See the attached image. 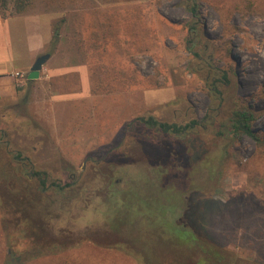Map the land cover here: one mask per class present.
I'll return each mask as SVG.
<instances>
[{
	"label": "rangeland",
	"instance_id": "1",
	"mask_svg": "<svg viewBox=\"0 0 264 264\" xmlns=\"http://www.w3.org/2000/svg\"><path fill=\"white\" fill-rule=\"evenodd\" d=\"M84 1L86 9L111 11L119 20V45L108 46L112 55L105 63L94 58L92 65H114L125 72L113 93L94 95L93 99L87 93L89 83L93 84L89 64L76 46L80 28L76 10L50 9L38 1L30 11L17 14L11 3L0 4V129L7 131L10 149L25 153L36 170L45 171L54 182L59 179L61 185L69 183V173L81 176L77 186L68 188L74 200H66L67 205L60 200L55 204L61 214L54 221V229L45 231L42 241L50 248L40 249L36 255L31 254L35 245L20 226L5 228L0 209V264H139L144 256L185 261L189 257L186 250L160 243L148 231L171 230V221L168 224L156 214L164 208H178L176 215L195 211L190 221L197 218L204 241L212 242L219 254L214 264H264V157L249 137H234L227 132L232 111L245 106L256 117L255 132L264 139V0H257L261 11L245 18L234 13L228 19L212 7L215 0H195L197 18L188 12L190 0ZM221 1L231 7L238 0ZM53 15L51 35L59 27V39L55 42L51 38L46 47L38 49L40 41L50 36L48 24ZM133 32L144 36L147 51L134 53ZM216 49L229 53L228 62L213 54ZM47 53L50 58L43 72L48 70V77L42 73L36 82L28 81L22 71ZM130 69L140 78L155 79L158 85L145 88L132 83ZM15 70L23 73L22 79L11 77ZM79 84L80 92L76 90ZM82 98L87 104L94 103V107H87L94 111L91 122V114L82 111L84 102H77ZM60 105L65 107L64 113L58 112ZM149 117L178 125L197 121L186 140L189 161L201 165L218 151L223 158L221 175L210 183V169L195 174L178 170L181 179L191 181L181 200L177 191L160 190V176L147 159L111 168V174L102 172L103 164L112 157L108 151L122 139L125 127ZM75 120L85 133L67 132V121ZM1 156L0 151V161ZM133 186L154 207L147 212L146 222L144 215L137 213L145 207L137 208L136 204L132 211L114 208L121 200L131 201L128 194L121 193L131 192ZM192 193L198 194L190 197ZM104 212L106 217L114 213L122 216L128 226L139 216L140 221L131 227L141 229L134 232L133 241L140 251L125 246L124 252L112 246L115 235L106 231ZM158 245L166 247L163 250Z\"/></svg>",
	"mask_w": 264,
	"mask_h": 264
},
{
	"label": "trees",
	"instance_id": "2",
	"mask_svg": "<svg viewBox=\"0 0 264 264\" xmlns=\"http://www.w3.org/2000/svg\"><path fill=\"white\" fill-rule=\"evenodd\" d=\"M38 1L43 2L50 9L65 11L73 7L76 10L77 15L75 20L80 27L77 29L79 37L76 40V46L89 64L88 66L93 77L91 92L94 95L113 93L118 88L117 84H121L124 78V70L117 69L114 65L108 66L107 64H102L96 68L92 65V61L94 58H98L105 63L107 56L112 55V52L108 50V46L111 44L119 45L120 29L116 14L111 11L86 9L87 2L84 0H0V4L5 6L7 3H11L15 13L22 14L33 9ZM257 2V0H238L231 7L229 5L225 6L226 4L221 0L212 1L211 4L215 11L220 15L226 14L225 18L228 19L234 13H240L242 18H245L250 13L261 11L260 8L258 9ZM190 4L188 12L192 18H197L199 16L197 3L195 0H190ZM64 21L65 19L63 18L61 22ZM225 26L228 30L230 29L227 23ZM132 35L133 39L131 43L134 53L139 54L147 51L148 45L144 40V36L139 32H133ZM52 38L55 42L59 39V27L54 28ZM213 54L226 62H228V58L230 57L228 52L225 54L218 49ZM128 78L132 83L144 86L145 88H152L158 85L155 79L140 78L134 69L129 70ZM223 78L228 82L226 75H223ZM231 115L227 132L234 137H249L259 146L260 150L258 153L264 157V151L261 150L264 148V139L261 137V133L255 132L253 126L256 120L255 115L245 106L236 107ZM196 123L197 121H192L188 125L161 123L153 117H149L146 120L140 118L132 125L128 124L124 129L122 139L108 151V154L112 156L110 159H113V161L110 160L106 164H103L102 172L111 174V168H124V166H131L140 160L147 159V163L153 169V172L160 176V190L177 191L181 195L182 200L183 194L188 188L187 183L189 184L191 181H189L190 179H181V174L177 173L178 170L188 173H192L193 171L194 173L196 171L199 172L200 169L206 171L210 169L209 172L207 171L210 183L213 182L215 176L221 175L222 171L221 161L223 158L222 155L219 157L218 151L209 156L211 158L204 159L201 165L189 161L191 155L188 153L190 148L186 140L191 136V129ZM200 147H204V144ZM200 147L198 148L199 150ZM194 149L195 154L193 156H196L197 148ZM13 157L16 160H22L21 153ZM1 158L0 209L3 214V225L6 229L20 226L21 230L25 231V237L35 245L31 254L36 255L40 249L50 248L49 245L42 243L43 234L46 230L50 231L54 229V221L58 220L61 214L59 208L54 207L61 199L60 194L62 192L59 185L55 182H51L50 186L57 190L54 192L49 190L50 187H48L47 181L45 178H42V175H45L44 172L39 173L35 171L34 177L39 176V178L32 182L28 178L23 177L17 171V168L12 165V160H6L7 157L3 153ZM130 188L131 192H123L121 194H128L131 201L126 203L121 200L122 203L117 204L118 206L114 205V208H122V211H132L131 209H134L136 204H138L137 208L145 207V211H137V213H140V215L142 213L146 222L147 212L154 211V207L151 201H146L142 194L137 193L138 189H135L134 186ZM197 194L192 193L190 197H194ZM68 196L69 200H74L75 198L71 194ZM27 207H30V210H27ZM177 209L167 210L164 208L161 212L158 211L159 213H156L163 220H166L168 224L171 221V230L167 228H152L148 231H152L160 243H166L169 247L176 250H186L189 257L185 261L179 262L169 259L165 260L162 257L158 260L153 258V260L152 257L144 256L139 264H186L189 261H195V264H208V262L214 264L216 261L213 260L219 258V254L215 250L216 246L212 242L204 241L206 237L196 224L197 218L194 222L190 221V216L195 211L187 210L182 214L176 215ZM103 214L106 231L111 235H115V244L112 246L124 252L127 251L125 250V246L127 249L140 251V246L135 245L133 241H135L134 232H140L141 229L136 230L135 227H131L135 222L140 221L138 219L139 216L136 217L134 224L128 226L126 220L120 215L119 218L116 213L112 214V217H106L105 212ZM110 222H112L111 226L108 225ZM189 227L193 231L189 230ZM117 236L120 239L116 240ZM158 246L163 250L166 247ZM11 254L14 255V253ZM57 264L74 263L71 261H58Z\"/></svg>",
	"mask_w": 264,
	"mask_h": 264
},
{
	"label": "flooded vegetation",
	"instance_id": "3",
	"mask_svg": "<svg viewBox=\"0 0 264 264\" xmlns=\"http://www.w3.org/2000/svg\"><path fill=\"white\" fill-rule=\"evenodd\" d=\"M10 143H11L10 140L7 139V131L4 129H0V151H1V153H3L5 155V157H7L6 160L11 159L12 160L11 163H12V165H14L17 168V171H19L23 177L28 178L32 182L36 181L35 179L39 178V176L34 177L33 174L35 173V171L39 172V173L44 172L45 175H42V178H45V180L47 181V185H48V187H50L49 190L51 192L56 191L57 189L51 188V186H50L51 182H54V181L48 177V174L45 171L36 170L34 165L31 163V160H29V157L25 153H23L22 151L10 149ZM32 149H34V148H32ZM18 153H21L22 160H16L13 157L14 155H16ZM100 157H102V156L100 155ZM100 157L98 159H100ZM90 159L93 160V158H90ZM111 160L113 161V159H111ZM93 168H94V164H93ZM93 176H94V174H93ZM80 177H81L80 175L69 173V175H67V177H66L69 180V183H65V184L61 185V184L57 183L58 181H60L59 179L57 180V182H55L57 185H59L60 191L62 192V194H60V196H61L60 201H62L63 205H64V203L69 201L68 195H69L70 191H68V188L72 189L75 186H77V184L79 183ZM66 205H67V203H66Z\"/></svg>",
	"mask_w": 264,
	"mask_h": 264
},
{
	"label": "crops",
	"instance_id": "4",
	"mask_svg": "<svg viewBox=\"0 0 264 264\" xmlns=\"http://www.w3.org/2000/svg\"><path fill=\"white\" fill-rule=\"evenodd\" d=\"M54 16L55 15H53V16H50V18H52L50 21H49V24H48V29H49V31H50V36L48 37V38H46V39H43V40H41L40 41V43L38 44V49H40V48H44V47H46L49 43H50V40H51V38H52V35H51V21L53 20V18H54ZM40 47V48H39ZM43 67H44V65H43ZM43 67H42V70L40 71V75H39V78L38 79H36V80H28L27 79V75H28V73H29V69L28 70H26V71H22V72H25L26 73V79L28 80V81H30V82H36L37 80H39L40 79V77H41V75H42V73H43V77L44 78H47L48 77V73H49V71L48 70H44V72H43ZM19 70H15V71H13L12 73H11V77L12 78H16V79H22L23 77H18V76H15V74L16 73H19L18 72ZM47 72V73H46ZM13 75L15 76V77H13ZM20 75H22L23 76V73H20ZM9 78H10V75H9ZM21 85H23V83H21L20 84V86ZM79 86H80V84L78 85V88H76V90L78 91V92H80L81 90H80V88H79ZM61 88V87H60ZM61 89H63V88H61ZM35 91V90H34ZM61 93V92H60ZM87 93H88V98L89 99H93L94 98V94H92V92H91V86H90V83H89V85H88V89H87ZM62 95H63V93H61ZM60 94V96L62 97V95ZM86 98H82L81 100H77V102H80V103H82L83 104V102H84V104L82 105V111L83 110H86V112H88V113H90L91 115H89V119H90V122H91V118L93 117V113H94V111L92 112L91 110H89L87 107H94V103L92 104V103H90V104H87L86 103ZM65 101V100H64ZM63 101V102H64ZM36 103H39V102H37V101H35ZM61 102H62V100L61 101H59V103L58 104H61ZM65 103H67V104H70V103H73V102H65ZM79 103V104H80ZM40 105L42 104V103H39ZM45 104V103H44ZM78 104V103H77ZM65 109V107H63V105L61 106H58V112H60V113H64V112H62L63 110ZM60 113H59V115H60ZM88 115V114H87ZM73 116H75V115H73ZM73 116H71V117H73ZM70 117V118H71ZM69 118V117H68ZM68 123H69V129H68V131L67 132H69V133H73V134H76V133H85L86 132V130H84V131H81V129L79 128V121L78 120H75L74 121V123H71V122H69V121H67ZM80 123L82 124V120L80 121ZM38 124V123H37ZM40 124V123H39ZM38 124V125H39ZM41 125V124H40ZM82 125H84V124H82ZM59 126H61V125H59ZM92 127H94V125L91 123V125H90V128H92ZM86 135V134H85ZM78 135H76V137H77ZM82 138H86V136H84V135H82L81 136ZM75 139V137H73L72 139H69V141L71 142V141H73Z\"/></svg>",
	"mask_w": 264,
	"mask_h": 264
},
{
	"label": "water",
	"instance_id": "5",
	"mask_svg": "<svg viewBox=\"0 0 264 264\" xmlns=\"http://www.w3.org/2000/svg\"><path fill=\"white\" fill-rule=\"evenodd\" d=\"M50 58V54H43L39 56L33 65L29 69V73L27 75L28 80H36L39 78L40 71L42 70L43 65L47 62Z\"/></svg>",
	"mask_w": 264,
	"mask_h": 264
},
{
	"label": "built area",
	"instance_id": "6",
	"mask_svg": "<svg viewBox=\"0 0 264 264\" xmlns=\"http://www.w3.org/2000/svg\"><path fill=\"white\" fill-rule=\"evenodd\" d=\"M15 76L23 77L22 75H20V73H16Z\"/></svg>",
	"mask_w": 264,
	"mask_h": 264
}]
</instances>
